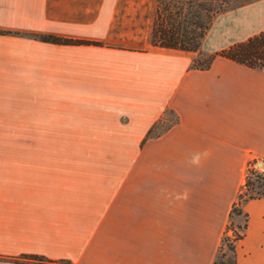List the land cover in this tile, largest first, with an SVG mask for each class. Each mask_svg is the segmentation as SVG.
<instances>
[{
    "label": "crops",
    "instance_id": "crops-1",
    "mask_svg": "<svg viewBox=\"0 0 264 264\" xmlns=\"http://www.w3.org/2000/svg\"><path fill=\"white\" fill-rule=\"evenodd\" d=\"M152 1L0 0V122L119 142L0 147V264H213L233 206L247 215L235 264H264V197L238 201L248 163L264 161V66L197 68L193 53L146 47ZM259 32L264 0L219 12L202 53ZM1 86L41 88L18 101Z\"/></svg>",
    "mask_w": 264,
    "mask_h": 264
},
{
    "label": "trees",
    "instance_id": "trees-1",
    "mask_svg": "<svg viewBox=\"0 0 264 264\" xmlns=\"http://www.w3.org/2000/svg\"><path fill=\"white\" fill-rule=\"evenodd\" d=\"M156 1L158 3V10H156V16L154 18L151 31L152 44L156 48L176 50L186 53L195 52L199 46L201 47V40L214 17L210 20L209 25L205 26V28L202 26H194L192 24V18L195 16L196 11L192 10L191 0ZM37 36L41 40L59 44L87 43V41L84 40L59 37L50 34H39ZM199 53L205 55L202 53L201 49H198V52L194 55L192 63L193 67L207 68L216 56H222L248 67L260 68L264 66V32H259L243 41L233 43L222 50L205 55L203 59H198ZM159 124H161V122L152 126L149 133L154 131ZM251 174H253V171L250 169L248 170L243 184V188H245L246 191H249V193L243 195L245 191L243 192L240 190L238 193V200L246 201L248 199L264 197V177L259 174H255L258 182L254 188V181L251 180ZM241 212L240 208H237L236 210V206H233L232 214H241ZM246 225L247 215L244 213L243 224L236 225L238 232L235 233V238L237 240L243 237ZM224 239H226V236ZM230 249L232 251L230 264H235L234 245H230ZM20 258L26 260L30 264H68V262L63 260H51L39 255H22ZM213 264H215V260Z\"/></svg>",
    "mask_w": 264,
    "mask_h": 264
},
{
    "label": "rangeland",
    "instance_id": "rangeland-1",
    "mask_svg": "<svg viewBox=\"0 0 264 264\" xmlns=\"http://www.w3.org/2000/svg\"><path fill=\"white\" fill-rule=\"evenodd\" d=\"M133 1V0H130ZM139 3L140 0H134ZM254 0H191L192 2V10H195V16L192 18V24L194 26H205L209 25L210 20L214 17L217 12L225 11L236 6L251 2ZM146 2V0H145ZM144 6V5H142ZM152 12L149 19V33L147 42H149L146 47L155 49L156 47L151 42V31L153 27V21L156 16V10H158V3L156 0L152 1ZM161 8V7H159ZM145 43L142 39H138L136 45H144ZM198 49H201L199 46ZM198 49L195 52H192L194 55L198 52ZM205 55L201 53L198 54V59H203ZM2 90L8 89H16L18 101H23L25 99L24 92L30 91L35 88H41V86H1ZM170 118L169 121H164L159 124L154 132H159L169 125L172 118L171 114H168ZM7 117H2V119H6ZM31 124L17 122V123H9V122H0V147H65V148H103L111 145H119L117 140H104V139H76V138H44V137H25L28 133L29 127ZM15 134V137H10L9 135ZM262 161V165H258L257 162ZM251 160L246 169L243 171V177L245 181V177L248 173V170H252L253 174H251V180L254 181V188L258 180H256L255 174H259L264 177V161L259 159ZM243 183L240 186V190H242L245 194H248L249 191H246L243 188ZM240 192V191H239ZM240 201V200H238ZM236 206V210H237ZM244 216L241 214H232L228 224L226 225V230L224 235L222 236L220 245L218 247V251L215 258V264H230L232 259V251L230 249V245H234L237 239L235 238V233L238 232L236 225L243 224ZM226 236V239L224 237Z\"/></svg>",
    "mask_w": 264,
    "mask_h": 264
},
{
    "label": "water",
    "instance_id": "water-1",
    "mask_svg": "<svg viewBox=\"0 0 264 264\" xmlns=\"http://www.w3.org/2000/svg\"><path fill=\"white\" fill-rule=\"evenodd\" d=\"M257 164H258V165H262V161H258Z\"/></svg>",
    "mask_w": 264,
    "mask_h": 264
}]
</instances>
